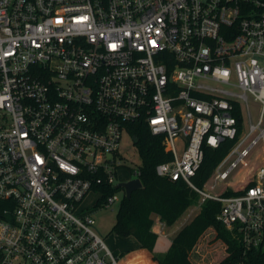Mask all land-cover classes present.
Returning <instances> with one entry per match:
<instances>
[{"label":"built area","instance_id":"1","mask_svg":"<svg viewBox=\"0 0 264 264\" xmlns=\"http://www.w3.org/2000/svg\"><path fill=\"white\" fill-rule=\"evenodd\" d=\"M141 121L173 155L158 175L199 193L191 216L222 203L233 264L264 252V164L238 194L193 182L204 142L238 137L225 182L264 140V0H0V264H122L84 201L121 203L120 144Z\"/></svg>","mask_w":264,"mask_h":264},{"label":"trees","instance_id":"2","mask_svg":"<svg viewBox=\"0 0 264 264\" xmlns=\"http://www.w3.org/2000/svg\"><path fill=\"white\" fill-rule=\"evenodd\" d=\"M234 115L238 118L239 137L244 128L243 116L240 109L234 111ZM128 130L129 134L136 137L134 142L143 160L139 166L142 187L135 189L131 197L125 194L122 198L113 231L122 235L132 234L142 248L153 251L158 238V233L153 229L155 216H160L161 221L167 226H172L198 202L200 195L182 178L173 180L158 175L156 166L173 158L172 153L165 149L164 136L152 133L148 125L142 121L130 123ZM237 139H226L219 147H212L204 142V159L193 177V182L197 186H204ZM114 191L116 188L109 187L106 195ZM238 193L240 192H226L227 195ZM101 205L104 206L103 203ZM221 208L220 201L207 199L198 213L175 234L169 249L164 253H155L154 259L158 260L159 264H195L191 259L192 251L197 245L203 244L204 236L211 230L215 231V237L211 241L215 242L217 248L214 261L217 264H233L240 259L241 244L217 219ZM247 262L264 264V252L250 251ZM125 263L147 264L144 254L140 252L130 253Z\"/></svg>","mask_w":264,"mask_h":264},{"label":"rangeland","instance_id":"3","mask_svg":"<svg viewBox=\"0 0 264 264\" xmlns=\"http://www.w3.org/2000/svg\"><path fill=\"white\" fill-rule=\"evenodd\" d=\"M250 109L253 119L256 122L259 117L260 109L253 102L250 103ZM249 127V122H245L242 131V137H245L248 134ZM120 152L126 159V166L120 170V176L116 180L117 182L133 178V169L139 168V166L143 163L140 151L129 133H124L123 135V139L120 144ZM235 157L236 156H234L233 159ZM263 164L264 140H261L252 149L250 155L244 158L239 163L238 167L230 174L229 178L225 182L217 181L216 175L213 173L205 182V185L210 188L214 193L238 191L243 185L248 184L249 181L252 180L254 174L262 167ZM213 185H215L214 188L212 187ZM119 192L123 194L124 189H119ZM97 198V192L90 193V195H88L84 201V207L87 210H94L92 214V216L96 220V223L94 224V229L104 239L105 243L114 252V254L118 253V255H115L118 257L119 261L122 264H126L125 262L128 257L127 254L137 250L140 247L139 241L132 234L122 235L113 231V226L115 225L117 220L120 204L118 202H115L114 204L109 206H93ZM191 209L192 206L184 213L181 218H179L172 225V229L174 227H177L178 224H184L187 220L192 218ZM214 237L215 231H209L204 236L202 244L203 246L194 248L191 254V259L195 264H217L214 261L217 248L215 246V242L211 241ZM151 252L153 253L154 250ZM144 256L147 264H156L155 261L150 260V257L147 258V255Z\"/></svg>","mask_w":264,"mask_h":264},{"label":"crops","instance_id":"4","mask_svg":"<svg viewBox=\"0 0 264 264\" xmlns=\"http://www.w3.org/2000/svg\"><path fill=\"white\" fill-rule=\"evenodd\" d=\"M191 219L187 220L184 224L188 223ZM184 224H178L177 227H174L172 229L173 226H167L163 221H161L160 216H158V215L155 216V223L153 225V229L158 233V238H157V242L155 244L154 252L152 253L151 251H149L145 248H142L141 246L133 252L143 253L144 255H147V258L150 257V260L155 261L156 264H159L158 261L153 259L154 253L166 252L169 249V247L171 246L173 237L175 236V234L180 230V228ZM201 246L202 245L199 244L196 247H201ZM133 252H130V253H133ZM130 253H128L127 255H129Z\"/></svg>","mask_w":264,"mask_h":264},{"label":"water","instance_id":"5","mask_svg":"<svg viewBox=\"0 0 264 264\" xmlns=\"http://www.w3.org/2000/svg\"><path fill=\"white\" fill-rule=\"evenodd\" d=\"M120 187L125 189V193L127 197H131L132 192L135 189L142 187L141 178L137 177V178L130 179L128 181H122L117 184V188H120Z\"/></svg>","mask_w":264,"mask_h":264}]
</instances>
